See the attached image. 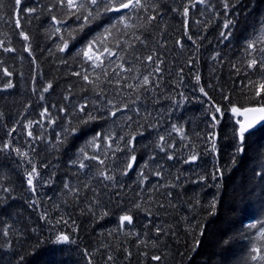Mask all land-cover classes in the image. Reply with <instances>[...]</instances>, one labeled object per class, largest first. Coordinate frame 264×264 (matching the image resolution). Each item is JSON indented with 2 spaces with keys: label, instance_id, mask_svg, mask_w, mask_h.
Instances as JSON below:
<instances>
[{
  "label": "trees",
  "instance_id": "1",
  "mask_svg": "<svg viewBox=\"0 0 264 264\" xmlns=\"http://www.w3.org/2000/svg\"><path fill=\"white\" fill-rule=\"evenodd\" d=\"M146 3L154 7L132 13L127 23L135 27L126 28L117 19L127 11L101 9L97 19L85 22L69 18L70 10L57 0H22L21 9L37 11L22 12L16 28L14 0H0V41L15 49L0 48V264H261L253 257L264 255V127L246 140L243 153L237 152V119L227 108L248 103L252 93L245 85L261 80V73L248 67L250 53L257 58L260 53L247 46L264 48V0H228L227 9L225 0H205L195 7L191 0ZM53 15L67 22L54 24ZM151 15L156 19L149 22ZM114 24L112 35H102ZM221 33L230 34L224 38ZM97 38L99 43L85 55ZM65 41L68 48L61 51ZM29 46L31 52L25 51ZM105 48L116 55L108 56ZM148 55L163 61L159 73L153 71L155 63L144 59ZM89 56H99L103 67H94L97 61ZM121 63L133 71H121ZM4 68L13 75H3ZM149 72L151 85L125 86ZM85 74L96 84L84 81ZM8 82L14 86L7 88ZM49 83L52 87L44 92ZM101 88L104 94L96 95ZM109 100L129 108L111 117ZM211 102L225 109L215 129ZM81 104L88 105L84 113ZM45 109L50 115H41ZM87 112L97 119L83 123ZM173 125L183 128L187 139ZM29 130L43 139L33 141ZM213 131L215 152L206 140ZM98 134L99 148L90 143ZM133 136L129 151L125 145ZM161 144L175 147L161 151ZM117 145L124 150H116ZM81 149L104 164L84 159ZM193 154L198 158L186 163ZM131 155L136 156L134 168L123 175ZM81 160L87 167H79ZM33 164L40 173L35 193L27 184ZM100 171L114 175V181L99 176ZM124 215L133 222L122 225ZM61 234L69 242H58ZM154 255L161 260H152Z\"/></svg>",
  "mask_w": 264,
  "mask_h": 264
},
{
  "label": "snow or ice",
  "instance_id": "2",
  "mask_svg": "<svg viewBox=\"0 0 264 264\" xmlns=\"http://www.w3.org/2000/svg\"><path fill=\"white\" fill-rule=\"evenodd\" d=\"M58 4L60 6H63L64 8L70 10L69 12L66 13V15L70 18L71 16H75L76 19H83V21L85 22H91L95 19H97L100 15H101V9L103 13H112V12H122V11H127L128 15H122L120 17H118L117 19V23H123L124 26L127 27H135V25H130L127 23V21H129L131 19V14L132 13H138V12H147L149 10V8H153L154 5L151 4H147L146 0H57ZM204 4L205 0H191V7H195L196 4ZM22 4V0H14V11L12 13L14 19H13V23L15 25L16 28H20L21 27V21H20V16L22 14V12H26L28 14H32L35 13L37 11L36 8H28V9H21L19 6ZM91 6V7H90ZM53 7H56V5L54 4ZM224 7L225 9L230 7V4L228 3V0H225L224 3ZM82 12H87V15H83L81 17L80 13ZM183 15L184 17H188L189 16V7L185 6L183 8ZM0 19H2V17H0ZM52 21L54 22V24H63L66 23V19H58L57 16L53 15L51 17ZM156 19V15H151L148 17V21H152ZM232 23V21H228L227 23H225L224 27L227 29L229 28L230 24ZM117 27V25H111V27L109 28H105L104 29V33H102V35L107 34V35H112V29H115ZM185 27H187V22H185ZM82 30V28H81ZM55 31L57 33L61 32V28L57 27L55 28ZM230 33H221V36H223L224 38H227V36ZM20 36L23 37V39L25 41H29L30 37L27 33H25L24 31H20L19 33ZM185 35H187V32L185 33ZM70 37V34H69ZM188 40L192 41L193 37L191 35H188ZM99 43V38L91 41L88 45H87V51L84 53L85 55H88V53L91 52L93 46ZM178 44H180L181 47H183V44L181 43V41H177ZM193 43H195V41H193ZM131 46V45H129ZM117 47H119V44H117ZM249 49H255L256 52L260 53L259 58H257L254 54L253 58L250 59L248 61V67L251 69H255L258 70L261 73V80L257 83V82H252L250 81L249 84L245 85V88L250 91L252 93V95L250 97H247V101L248 103L246 104H241V105H237L235 103H231L230 106L227 108V111H230L231 113L242 117V119H237L235 121V124L237 125V127H235L233 129V137L235 139L238 140V146H237V152L239 153H243L244 152V145L246 140L255 135L256 131L258 130L259 127H264V48H260L257 49L256 45L254 43H250L247 46ZM0 48H3L4 51L6 52H12L15 51V49L13 48H9V47H5L4 46V42L0 41ZM68 48V42L65 41L63 44V47L60 49L61 51H64ZM25 51L31 52V47H27L25 49ZM104 52H106L108 54V56H114L116 55V53L114 51H112L111 49L105 48ZM90 59H94L97 61V63L94 65V67H103L102 63L100 62V57L99 56H89ZM144 59H146L148 62L150 63H155L156 67L154 68V72L155 73H159L161 71L160 68V64L163 63L162 60H159V58L157 57L154 60V55H148L146 56ZM119 67L121 68V71L123 72H127V71H133V69H128L124 67V64L121 63L119 65ZM182 71V70H181ZM237 71H239L237 69ZM3 75L9 76L11 77L13 75L12 72H9L7 68L3 69ZM75 75L80 76V73H75ZM105 75H107V73H105ZM119 75V74H117ZM153 73L149 72L147 75H143L142 79L140 75H137L135 77L136 81H139V83L137 84H127L125 85L128 88H132L133 90H136L138 88H143L144 86L147 85H151L152 84V80H150V76H152ZM82 79L86 82H88L89 84L95 85L96 81L95 80H90L88 75H83ZM97 79H99V77H97ZM122 79H126V78H122ZM196 81L199 82L200 81V76L196 75L195 77ZM109 83H111V81H109ZM117 83H120V81L118 80ZM14 85L11 82H8L6 84L7 88H12ZM52 87V85L49 83L47 85V87H45L43 89L44 92H48L49 89ZM199 91L201 93H203V95L205 97L208 96V93L205 91L204 87H200ZM104 94V90L101 88L99 91L96 92V95L100 96ZM182 95V94H181ZM225 100H230V97L228 95H224L223 97ZM41 99H43V97L41 96ZM211 98L209 97V100ZM138 101H132L133 104H136ZM107 103L109 105H112V107L108 110V115L111 117H115L117 115L118 112H122L124 110H127L129 108V104L128 103H123L121 107H117L116 104L112 101L109 100L107 101ZM179 103V102H177ZM88 105L87 104H81L78 105V109L79 112L84 113L87 109ZM210 112L209 115L211 117V127L213 129H215L217 127V125L220 123V121L217 119V115L219 114L220 116H223L225 109L220 106L217 105L215 102H211L210 104ZM61 111H64V109H61ZM135 111L137 112V114H139V109L136 108ZM43 115H50L48 114L47 109L44 110V112L41 114ZM150 115V114H149ZM97 119L96 116H94L91 112H87L86 114V118L83 120V123H88L92 120ZM128 119H131V117H128ZM50 123H55V120H50ZM29 125H32V121L28 122ZM36 124H39L40 122L37 121L35 122ZM65 131L68 132H74L76 131V129H66ZM173 131L181 133V138L182 139H187V137L183 136V128L181 127H176L175 125H173ZM27 135L29 137H32L33 141L37 140V139H43V137H35L33 136V132L31 130H29L27 132ZM216 132L213 131L210 134H208L206 136V140L209 141L211 143V151L215 152L216 151ZM99 139V134L93 138V140L90 142L91 144L95 145V147L99 148V145L96 144V140ZM121 140H123V137L120 138ZM135 139V137L133 136L130 140H128L126 142V147H128L129 151L132 150L133 147V140ZM111 140L112 137H108L107 138V147L111 148ZM165 140L164 136L160 137V141L163 142ZM5 148L9 147V145H5ZM175 145L173 144H168L167 147H165L164 144L160 145V150L161 151H167V148H174ZM116 150L118 151H123V148H120L119 145H117ZM34 151V149H33ZM15 152L18 155H21L23 157H28V153L27 152H21L20 148H16ZM81 152L84 154V159H90V160H99L98 156H88L87 153L84 152L83 149H81ZM174 157L169 155L168 159H173ZM198 158V154H193L189 160H186L185 162H190V161H195ZM136 162V156L135 155H131L125 164V169L124 172L122 173L123 175H127L128 171L131 170L134 166ZM28 163L32 164V160L29 158L28 159ZM99 163L101 165L104 164L103 160H99ZM44 167H46V165H44ZM79 167L81 169L87 167V165L81 160L79 163ZM219 173V170H217V173H213V179H215L216 175ZM157 176L161 175L159 172L155 173ZM99 176H102L105 180L108 181H114L115 176L114 175H110L108 174L107 171H100L98 173ZM140 175L143 177V172L140 173ZM40 173L37 170L36 166L33 164L32 165V169L31 171H29L27 173V184L30 186V190L35 193L36 192V184L35 181H37L39 179ZM201 179H204V177H201ZM68 184H65V188H68ZM85 187H88V185H85ZM5 191H8V189H5ZM76 192H79V189L75 190ZM33 204L36 203V201H32ZM136 207H140L139 204L136 205ZM106 215V213H105ZM46 219V217H43ZM61 221H63V217H61ZM61 221H57L58 223ZM120 222L123 225L125 222L131 224L133 222V217L130 215H124L120 218ZM157 231L159 232L160 229H157ZM3 235L4 236H8L9 235V230L8 228H5L3 230ZM70 237L68 235L65 234H61L59 236H57V241L58 242H69ZM261 240H264V232L261 233ZM141 243H144L143 241H141ZM255 252H261V248H256L254 249ZM128 255L130 256L131 253H128ZM254 259H258L261 264H264V255H260L258 257H253ZM113 257L112 256H108V260H112ZM152 260L155 261H160L161 257L158 255H154L151 257ZM91 264V262H90Z\"/></svg>",
  "mask_w": 264,
  "mask_h": 264
},
{
  "label": "water",
  "instance_id": "3",
  "mask_svg": "<svg viewBox=\"0 0 264 264\" xmlns=\"http://www.w3.org/2000/svg\"><path fill=\"white\" fill-rule=\"evenodd\" d=\"M122 12H126V10H125V11H122ZM236 116H237V115H236ZM237 117L242 119V117H239V116H237ZM259 128H261V127H259ZM259 128H258V129H259ZM133 167H134V166H133Z\"/></svg>",
  "mask_w": 264,
  "mask_h": 264
},
{
  "label": "bare ground",
  "instance_id": "4",
  "mask_svg": "<svg viewBox=\"0 0 264 264\" xmlns=\"http://www.w3.org/2000/svg\"><path fill=\"white\" fill-rule=\"evenodd\" d=\"M133 168H134V167H133ZM133 168H132V169H133Z\"/></svg>",
  "mask_w": 264,
  "mask_h": 264
}]
</instances>
